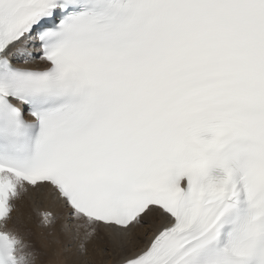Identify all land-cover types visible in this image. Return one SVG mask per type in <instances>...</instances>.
<instances>
[{
	"label": "snow or ice",
	"instance_id": "obj_1",
	"mask_svg": "<svg viewBox=\"0 0 264 264\" xmlns=\"http://www.w3.org/2000/svg\"><path fill=\"white\" fill-rule=\"evenodd\" d=\"M29 189L81 255L103 228L118 264H264V0H0V264L39 258Z\"/></svg>",
	"mask_w": 264,
	"mask_h": 264
},
{
	"label": "bare ground",
	"instance_id": "obj_2",
	"mask_svg": "<svg viewBox=\"0 0 264 264\" xmlns=\"http://www.w3.org/2000/svg\"><path fill=\"white\" fill-rule=\"evenodd\" d=\"M16 207L12 212V218L8 221L7 228L15 231L23 240L39 252L36 264H49L54 259L52 248L47 244L50 232L55 233L59 239L58 247L62 249L61 259L65 264H118L123 253L113 242L106 229L98 228L97 232L85 241L86 252L81 255L78 251L80 239L70 238L61 230L65 215L69 211L64 202L53 194H45L38 190L29 189L21 198L14 202ZM43 212H49L55 220L50 227L44 226L42 221ZM17 225L16 229L14 225ZM159 215L153 216L148 223L133 229L132 245L126 247L125 251H138L144 247L160 227ZM3 230V228H0ZM72 246L66 249L70 243ZM105 248V251H104Z\"/></svg>",
	"mask_w": 264,
	"mask_h": 264
},
{
	"label": "rangeland",
	"instance_id": "obj_3",
	"mask_svg": "<svg viewBox=\"0 0 264 264\" xmlns=\"http://www.w3.org/2000/svg\"><path fill=\"white\" fill-rule=\"evenodd\" d=\"M16 226H17V225L15 224V225H14V228H16ZM18 227H19V226H18ZM18 227H17V228H18ZM17 228H16V229H17ZM18 229H20V228H18ZM24 241L28 243V238H27V240L25 239ZM70 246H72V241H71V245H70V243L66 245V249H67V248H70ZM104 251H105V248H104Z\"/></svg>",
	"mask_w": 264,
	"mask_h": 264
}]
</instances>
